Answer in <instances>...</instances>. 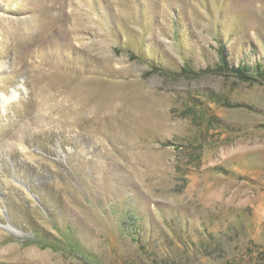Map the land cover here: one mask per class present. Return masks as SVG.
Wrapping results in <instances>:
<instances>
[{
	"label": "rangeland",
	"instance_id": "rangeland-1",
	"mask_svg": "<svg viewBox=\"0 0 264 264\" xmlns=\"http://www.w3.org/2000/svg\"><path fill=\"white\" fill-rule=\"evenodd\" d=\"M0 264H264V0H0Z\"/></svg>",
	"mask_w": 264,
	"mask_h": 264
},
{
	"label": "bare ground",
	"instance_id": "bare-ground-1",
	"mask_svg": "<svg viewBox=\"0 0 264 264\" xmlns=\"http://www.w3.org/2000/svg\"><path fill=\"white\" fill-rule=\"evenodd\" d=\"M40 257L43 258L42 256H38V255H36V256H35V259H38V260H39Z\"/></svg>",
	"mask_w": 264,
	"mask_h": 264
},
{
	"label": "trees",
	"instance_id": "trees-1",
	"mask_svg": "<svg viewBox=\"0 0 264 264\" xmlns=\"http://www.w3.org/2000/svg\"><path fill=\"white\" fill-rule=\"evenodd\" d=\"M237 72H238V73H243V72L241 71V69H237ZM242 77H243V74H242Z\"/></svg>",
	"mask_w": 264,
	"mask_h": 264
}]
</instances>
